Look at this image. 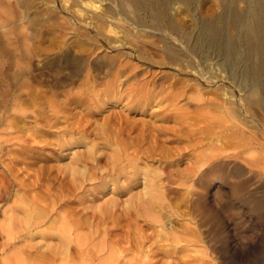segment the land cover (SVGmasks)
I'll return each instance as SVG.
<instances>
[{"label": "bare ground", "instance_id": "bare-ground-1", "mask_svg": "<svg viewBox=\"0 0 264 264\" xmlns=\"http://www.w3.org/2000/svg\"><path fill=\"white\" fill-rule=\"evenodd\" d=\"M64 1H66V4L72 3L67 2L68 0ZM94 1L99 2V4L101 3V5L103 2L108 1V7H104L103 13L102 11L99 12L101 13L100 15L95 17L88 15V17H85L83 23L89 27L93 24V26L98 28L95 38L98 39L100 46L116 52L111 60L108 59V61L106 60L107 62L101 63L95 68L97 71H102L104 68L109 73L112 71V80L109 82L107 80V83L104 85L105 89H102V92H104H101L103 98L100 97L101 95H91V87L88 84L90 82L91 86L92 82L89 81V77L95 78L96 76L91 75L90 69L85 64L77 61L78 65L75 66L76 71L74 73L81 75L85 72L84 77L87 81L84 84L86 88L79 94L74 93V95L66 97L67 99L63 104L50 106L48 112L44 110L36 112L35 122H44L46 129L42 128V126H35L31 130H28L29 133L27 134V119L29 117V114H27V67L24 64H20L19 61H14L13 63L4 61L5 63H0V65L3 64L0 66V76L2 74L3 81L6 80L4 82H8L7 85L4 83L6 88L0 90V127H4L3 129L6 131L5 133L0 128L4 132V135L1 133L2 138L0 137V163H3V157L8 158V162L4 163V168L0 172V200H5L9 195L11 190L9 177L13 176V172L18 164L23 163L27 159L32 160V162L40 160L43 158V150L53 144L57 149L61 150L67 147V143L70 145L79 143L88 144L87 136L89 134L91 136L93 130H90L91 133L88 134L86 133L88 130L86 123L82 125L80 122H70L68 107L71 104L81 106L85 103H91L94 99L100 104L105 101H111L110 103L115 105L117 102L121 103V101L126 100V108L124 112L119 111L113 117L110 115L109 117H112L110 119L107 117L106 125L112 122L117 124V129L110 131V135H107V133L102 137L104 141L102 143H105L103 146L107 147V145H110L113 147L111 151L100 154L98 150L93 149L91 146L87 150L77 153L72 159L71 164L66 167L65 172L67 173V177L70 176L65 178L67 179L66 182H63L61 185H63L62 190L66 191L67 195L74 193L78 188H82L81 185L85 183L84 181H88L87 184L105 188L110 183L113 185L114 182H117L120 176L125 179V183L122 182L124 185L121 183V185L116 184L118 185L117 187H111L114 190L113 195H127L135 187L141 175H144L143 179H145L151 173V169L147 168V162L160 161L164 162L166 166H172L176 161L178 163V159H181L183 156L188 155L194 159L191 165H187L183 169L171 170L170 173L172 175L163 177V174L160 175L161 173H159L157 177L154 175L155 178L148 179V190L146 192L129 194L127 203L130 206L127 205L125 207L117 201H112L109 207H107L106 213H102L104 217L98 216L101 221L105 216L111 217L113 214H116L117 209L123 213L122 216L124 214L126 216L135 214L136 217L140 216L144 218L145 224L149 228H152L155 223L161 224L164 218L181 216L175 211H168L169 203L166 205L164 203L166 196L162 180L166 178L170 180L173 176L176 177V181H179L181 189L191 181L197 187L207 189L214 184V177H228L229 179H233L230 181L231 190L237 196H241V193L248 187V181L241 178L251 172V167L249 169V167L245 166L248 165V160L245 159L246 157H243L244 151H238L237 149L240 148L242 150V147L247 149L251 145H257L261 149H264V125L259 123L258 119L257 122L254 121V116L250 114L249 108H246V105L251 106V103L255 100V96H260V98L258 97V102L261 109L264 110V0H222L221 12L213 17H208V19L205 17V19L202 17L196 18L194 12V16L191 17L182 15L186 9H191L193 2L197 0ZM239 1L245 3V8L242 11H238L235 6ZM73 2L74 5L72 3L71 9L72 6H75V0ZM85 3L87 4V2ZM69 4L65 7L67 8ZM177 4L179 8L180 5H184L185 9L181 10L179 14H176V12L172 13L173 6ZM71 15L73 16V14ZM73 18L75 19V17ZM70 19L69 21L72 25L69 24V26L72 27L73 24L74 26L75 24H79L78 21ZM188 21H191L195 25V30L189 31L190 29L187 27ZM95 22L97 23L96 25L94 24ZM105 25L107 29L103 30L102 26ZM62 27L64 28V26ZM77 30L76 33H78ZM232 30L234 34H231L233 33ZM22 41L24 40L22 39ZM24 44L27 45L28 43L24 41ZM30 47L32 48V46ZM20 48H23V46ZM88 50V48L83 47L79 51L84 54ZM2 51L3 53H8V50L7 52L6 50ZM12 51L15 50L13 49ZM31 51L33 52V50ZM19 53L21 54V52ZM88 53L90 54V52ZM129 57L136 59L147 67L161 68L167 72L145 70L144 73V70H135V67L130 65L127 62L128 60L126 61ZM126 73L127 76H124L123 74ZM122 75L125 78L122 80L120 88L116 83H118L117 81ZM139 76L140 78L138 79ZM99 78H101V75ZM129 79L131 81L134 79L136 85L132 82L128 83ZM188 91H192L189 94L190 96L187 95ZM239 93L241 94L240 96ZM181 98L186 100L184 104H180ZM185 105L193 107V109L189 110ZM154 106L159 108L154 110L152 108ZM151 108L154 111L149 113L151 116L149 122L143 120L134 121L128 117L130 113L142 114L148 112ZM155 122H159L160 124L155 125ZM102 126L104 127V125ZM77 130V134L80 133L78 140L73 139V137H70V139L63 138L71 133H75ZM15 133L23 134L17 136L18 134L16 135ZM96 134L98 136L97 132ZM94 136L96 137V135ZM38 137L43 138V140L37 141ZM212 137L213 139L210 144H213L215 140L219 142L223 141V143H215L212 147H209L210 145L206 147L207 143L205 139ZM49 138L54 139V143L52 140H48ZM11 141L13 142L11 143ZM9 142L10 144H16V146L11 148L4 146V144L6 145ZM171 143H187V146H182V148H171L169 146V148L167 145ZM230 149L237 152H228ZM56 151V149L53 150V153ZM175 156L178 158L173 159ZM243 161H245V165ZM141 163L146 166L147 170L140 167ZM40 169V171H44L42 173H45V171L49 172L53 170V167H44L42 165ZM152 174L154 173L152 172ZM57 177V175L54 176V178ZM80 177L82 179L86 178L80 180L82 183L79 182L78 184L77 180L79 181ZM141 183L145 184L146 182L143 180ZM30 188V185L27 184V191ZM187 192L189 193L185 196L191 195L188 201L193 213H196L199 218L198 229L196 227L193 230L189 228L182 231L188 238L176 237L171 233L172 231L164 234L160 233L156 236L135 233L133 237L129 238L127 236L131 246L125 248L121 246L123 237L119 238L118 235L116 236L118 237L117 240L114 238L115 241L109 240L110 243L107 245H104L105 241L104 244L102 243V246L100 244V250L97 251L108 252V257L106 256L105 260H102L100 264H121L124 261L123 254L125 252H133L134 247L140 253L142 250H139V248L145 242L151 243L148 246L149 250H147L149 253L153 252L155 254L156 251L161 250L166 255L171 253L180 255L178 264L202 263L203 259L201 256L204 253L196 252L194 256L188 254V246L192 242L196 243L202 240L201 236L208 230L202 231L199 229L208 225L209 231L213 232L212 241L217 244L221 242L218 229H220L219 226L222 223V213L221 209L217 207V203L216 206H214L215 203L211 206L208 204L205 193ZM48 193L50 192L48 191ZM61 194L56 195L55 199L54 197L53 199L60 200ZM194 195L196 196L195 198H193ZM39 197L32 196L29 200V207L26 206L27 215L25 223L27 224V234L32 232L35 225L41 224L44 219L48 216L50 217L49 214L54 210V205L43 204L45 198L41 200L42 197H40L41 199ZM51 197L52 195L49 194V198L47 199L50 200L52 199ZM53 199L51 203L54 202ZM73 203H75L74 200L63 202V204L68 206ZM252 205L258 207L259 202H254ZM104 211L102 210V212ZM74 212V210L70 209L59 221L55 220L59 224L56 230L58 235H55L56 239L59 240L58 243H60L57 247L55 245V247H49V245V248H46L47 252L37 250L33 253L29 251L27 253L28 257H39L41 261H53L55 263L57 257L65 254L69 259L65 260L64 257L61 258L62 264H76L75 258L79 255V259L83 260V263L86 262L85 260L89 263L93 262L95 259L94 254L91 253L93 259L91 254L89 255L88 252L84 253L83 247H88V245H85L83 237L79 234V230L87 227L90 223L87 222L88 219L83 220V222L74 220L72 218L76 215V212ZM94 212L96 213V211ZM85 214L87 215L88 213ZM119 215L121 217V213ZM92 217L95 219L94 213ZM114 218H117V216H114ZM8 219L10 223L2 226L3 228L0 230L5 233L6 237H13L15 227L20 224L24 225L22 223L24 221L20 220L19 217L18 219L17 217L16 219H13V217H9ZM23 225L20 226L22 227ZM89 227L91 226L89 225ZM4 233H2L3 236ZM47 238L54 239L52 235H48ZM167 241L170 242L168 246L171 248H162L164 247V242ZM222 247L215 246L214 248L219 259V264H253V261L251 262L248 259L245 263H239L237 261L238 256L236 258V255L228 254L227 250L225 254ZM29 249L31 248L29 247ZM220 251L224 255L219 254ZM198 253L201 255L198 256ZM73 254L76 255L74 256L75 258H73ZM140 255V257L135 256L133 262H130L132 261L130 260L129 264L135 262L136 264H156L147 260L151 257H149V254L146 256ZM83 263L80 262L79 264Z\"/></svg>", "mask_w": 264, "mask_h": 264}, {"label": "rangeland", "instance_id": "rangeland-1", "mask_svg": "<svg viewBox=\"0 0 264 264\" xmlns=\"http://www.w3.org/2000/svg\"><path fill=\"white\" fill-rule=\"evenodd\" d=\"M73 1L68 0L67 2H72L74 5ZM197 1L198 3H196ZM197 1L193 2L192 8L186 9V11L182 13V15L186 17L187 16L191 17L194 16L195 14L196 18L205 17L206 19H208V17H213L221 12L222 0H197ZM30 2L31 0L29 1L0 0V63L4 61L8 63L19 61L20 64H24V66L26 65L27 67V74H26L27 96H28L27 114H29V117L27 119V128H28L27 134L29 133L28 130H31L35 126L38 127L42 126V128L44 127V129H46V127L44 126L45 125L44 122H40V121L35 122L36 112L40 110H44L48 112L50 106L63 104L67 99L66 97L70 95H74V93L79 94L84 90V88H86L84 84V82L87 81L86 78L84 77L85 72L81 75L74 73L76 71L75 66L78 65V62L85 64L90 69L91 75L96 76L95 78L89 77L90 79L89 81L92 82L90 86V82L88 81L89 82L88 85L89 87H91L90 88L91 95L94 96L95 94H97L99 96L101 95L100 97L103 98L102 93L104 92H102V89L103 90L105 89L104 85L107 83V80L108 82L112 80L111 79V77H113V75L111 74L112 71L109 73L106 68H104L102 71H97V69L95 68H97V65L107 62L108 59L111 60V58H113V56L116 53L115 51H111L110 49L100 46L98 39L95 38L96 37L95 33L96 31H98V28L93 26V24H91V26L89 27L83 23L85 17H88V15H90V17L92 16L95 17L101 14L99 13L100 11H102L103 13L104 7H108V3H109L108 1L103 2L101 5V3L99 4V2H95L94 0H83V1L75 0V6L74 7L72 6V9L70 8L72 3L70 4L68 3L69 4L68 6L69 9H68V7L67 8L65 7L68 4H66V1L64 0H32L31 2L32 4ZM85 2H87V4ZM76 3L78 4L76 5ZM235 6L238 11H242L245 8V3L243 1H239L236 3ZM173 8L171 12L172 13L176 12V14H179L181 10L185 9L184 5H180L179 8L178 4L176 6L174 5ZM67 9L70 11H68ZM71 14H73V16ZM70 17L72 18L70 19ZM73 17H75V19ZM69 19L72 21L74 20L78 21L79 24H75V26L73 24V26L71 27L69 26V24H71ZM63 20L64 22L66 21V23L68 24L64 23ZM80 23L82 24V26L83 25L84 26L82 27ZM57 24L59 25V27ZM94 24L96 25L97 23L95 22ZM62 26H64V28ZM102 27L104 28L103 30L107 29L106 25ZM187 27L190 29V30L188 29L189 31L195 30V25L191 21L187 22ZM76 30L78 33H76ZM79 33L82 34L80 35ZM231 34H234V31ZM22 39L25 41V43H28L29 45L24 44V41H22ZM21 45L23 46V48H20L22 47ZM30 46H32V48L34 49H32ZM83 47L88 48L89 49L88 52H90V54L88 52L82 54V52L79 50L80 49L82 50ZM27 48L29 49L27 50ZM1 49L6 50V52L8 50V53L10 52L12 53L8 55V53L7 54L3 53ZM13 49L16 52L12 51ZM24 49H26L28 53ZM31 50H33V52ZM19 52H21V54ZM23 53L24 54L26 53L25 54L26 56ZM80 57L82 60L80 59ZM129 58H127L126 61L128 60L127 62H129L130 65L134 66L135 70L141 69L144 70V73L145 70L146 71L150 70L153 72H159L160 70L162 72L166 71L161 68L147 67L146 65L139 63L136 59H131V58L129 59ZM0 73H1V69H0ZM100 75L101 78H99ZM103 75L105 76L102 77ZM123 75L127 76V73ZM123 75H122L123 78L119 77L117 81L118 83H116L120 88L122 86V80H124L125 78ZM0 77L2 78V79L0 78L1 79L0 82L2 81L0 83V90H1L6 88L5 86L8 84V82H4L6 80L3 81L2 74ZM139 78L140 76L138 77V79ZM131 82L134 85H136L134 79H132V81L131 79H129L128 83ZM191 92L188 91L187 95L191 94ZM240 95L241 94L239 93V96ZM258 97L260 98V96ZM258 97L257 96L254 97L255 100L251 103L252 107L246 105V108H249L250 114L254 116V121L257 122L259 120L258 122L264 125V110H262L260 107V104L258 102ZM182 99L183 98L180 99V104H184L186 102L185 99L183 100ZM110 102L111 101H105L104 103L100 104L98 101L94 99L92 100L91 103H85L81 106L77 104H71L68 107L70 122H74V121L76 123L80 122V124L82 125L83 124L85 125L86 123V125L88 126V130L86 133L88 134L91 133L90 130H93L91 136L90 134L87 136L88 144L79 143V144L70 145L69 143H67L66 145L67 147H64L62 150L57 149L56 146L53 144L43 150L42 152L43 158H41L40 160L33 161L34 162L33 163L32 160L27 159L28 161L25 160L23 163L17 165V168L13 172L14 177L13 176L9 177V181H10L9 183H11L10 193L5 200L4 199L0 200V229L3 228L2 226H5L10 223V220L8 219L9 217L11 218L13 217V219L14 218L16 219V217L18 219L19 217L20 220L24 221L22 223H24L25 226L23 224H20L23 225L22 227L20 225L16 226L14 229L15 231H13L14 232L13 237L12 236L6 237L5 233L0 230L1 231L0 232V264H60L62 261L61 258L64 257L65 260H68L69 257L65 256V254L64 255L62 254V256H59L55 259V263L53 261L47 262L44 260L43 262L39 257L29 258L27 253L29 251L35 253V251L37 250L42 252H47L46 248L49 245H50L49 247H55V246L57 247L60 244L58 243L59 240L56 239V236L58 235L56 230L59 224L56 223L55 220L59 221L62 216H65L66 213L70 211V209L76 212V215L72 217L74 220H79L83 222V220L88 219L87 222L90 223L89 225L91 227H89L88 225L87 227L81 228L79 230V234L81 235V237H83V241L84 243H86L85 245H88V247L86 246L83 247L84 253L86 254V252H88L89 255L93 253L94 258L96 259L95 260L91 254L92 258L94 259L93 262L89 263L87 262V260H85L86 262L84 261L85 263H83V260L81 261L79 259L80 256L78 254H77L78 257L73 254V258H75L74 256H76L75 258L76 264L77 263L79 264L80 262L83 264H100L102 260H105L106 256L108 257V252L97 251L100 250V244L102 246L105 241L104 245H107L108 243H110L111 240L112 241L117 240L118 237L119 238L123 237L122 239L124 241L121 239L122 243L121 241L120 243L121 246L125 248H129L131 246L127 236H129V238L133 237L135 233L152 234L153 236H156L160 233L164 234L168 231H172L171 233L176 237H181V238L187 237L182 233L184 229L190 228L193 230L196 229V227L197 229L199 227L198 226L199 218L197 217L196 213H193L190 206V202L188 201L189 198H191V195H189L188 197L185 196L187 193H189L187 191L203 192L206 194V199L210 206L214 205V203H215L214 206H216V203L218 204L217 207L221 209V213H222V223L221 226H219L220 229H218L219 230L218 232L220 234L219 236L221 238V242H223L225 245L224 246L223 243L221 242H218V244L213 242L212 241L213 232L209 231V225L203 226L199 230L202 231L208 230L209 232L206 231L204 235L201 236L202 240L200 242H196V243L192 242L188 246V251H187L188 254L194 256L196 252H200L201 254L206 253L205 255L203 254V256H201L203 259L202 262L203 264H219V259L218 256L216 255L217 254L216 251H214V248L215 246L216 247L223 246L222 249L224 250L225 254L228 251V254L236 255V258L239 257L237 259L239 263H245V261H247L248 259L251 262L253 261L252 262L253 264H264V152H262L264 151V149H261L257 145H251L250 147H247V149H245L244 147H242V150H240V148L237 149L238 151H244L243 157L244 158L246 157L245 159L248 160L247 163L248 165H245L246 164L245 161H243V163L246 167H249V169L251 167L250 173H252V174L248 173L241 178L245 181L246 180L248 181V187L241 193V196H237L234 193V191L231 190L230 181H232L233 179H229L228 177H224L221 175H219L221 176L219 178L214 177L213 179L214 184H212L207 189H201L197 187L192 181L185 186L186 188L183 187V189H181L182 187H179L180 186L179 181H176L177 179L175 176H173L172 179L170 178V180L167 178L163 179L162 181L165 187L164 190L166 196L165 197L166 201L164 203L165 205L169 203L168 204L169 208L167 210L171 212L175 211L181 216L179 217L171 216L169 218H164L162 219L163 221H161V224L155 223L152 228H149L145 224L144 218L140 216L136 217L135 214H132L130 216L129 215L126 216V214H124V216H122L123 213L117 208H115L117 209L116 210L117 212L116 214L112 215L113 217L105 216V218L101 221L100 218H98V216L104 217L102 215L106 213L108 209L107 207H109L112 201H117L120 205L127 207V205H129L127 203L129 199V194L146 192L148 190L147 182L152 177L153 178H155V176L157 177L159 173H161L160 175L163 174L162 175L163 177H167L169 175H172L170 173L171 170L183 169L187 165H191V162L194 161V159L191 158V156L188 155L183 156L181 159H178V163L176 161L172 166H166L164 162H160V161L147 162L146 163L147 168L151 169V173L149 174V176H146L145 179H143L144 175H141L135 187L127 195L126 194L121 196L113 195L114 190L111 189V187L113 188V186L117 187L119 184L121 185L122 182L125 183V179L121 176H120L121 178L120 177L118 178L117 182H114L113 185H111L112 183H110L105 188L96 187L95 185L87 184L88 181H84L85 183L81 185L82 188H78L77 191H75L72 194L67 195V192L62 190L63 185L61 184L63 182H66L67 179L65 178H68L70 176L69 175L67 177V173L65 172L66 171L65 169L67 166H69V164H71L72 159L74 158V156L77 155V153H80L81 151H85L91 146L93 149L98 150L100 154H104L105 152L108 153L109 151H111V148H113L110 145L104 147L103 144L105 143H102L104 142L102 140L103 136H105L107 133H108L107 135H110V131L117 129V124L113 122L106 125L108 119L107 117H109L110 115L113 117L115 113H118L119 111L124 112L126 108L125 103L127 101L123 100L121 101V103L117 102L116 105L111 104ZM185 107H187V105H185ZM152 108L156 110L159 107L154 106ZM152 108L149 109L148 112H144L142 114L130 113L128 117L130 118V120H134V121L143 120L149 122L151 120V116L149 113L151 111H154ZM187 108H189V110L193 109V107H187ZM112 117H109V119ZM154 124L159 125L160 123L155 122ZM102 125H104V127ZM0 128L3 129L4 127L3 128L0 127ZM98 130L101 132H99ZM4 132L6 133V131ZM4 132H2V130L0 131V137L4 135ZM96 132L98 133V136ZM104 132L105 134H103ZM1 133L3 134L1 135ZM77 133L78 130L75 133H71L70 135H67L63 138L70 139V137H73V139L78 140L80 133L79 134ZM15 134L17 135L18 133ZM21 134L23 133H19L17 136ZM94 135H96V137ZM212 139L213 137L205 139V142L207 143L206 147H208L209 145H210L209 147H212L214 146L213 144L215 143L216 144L223 143V141L219 142L215 140L213 144H210ZM36 140L37 141L43 140V138L38 137ZM48 140H52V142L54 143V139L49 138ZM12 142L13 141H11V143ZM8 144H10V142ZM8 144L6 143V145L4 144V146L7 147L9 146L10 148L16 146V144L14 143L10 145ZM167 146L168 147L170 146L171 148H175V147L182 148V146L186 147L187 143H171L168 144ZM55 149L57 151L53 153V150ZM230 151L237 152V151H232L231 149L228 152ZM4 158L5 157L2 158L3 163H0V172H2L4 168V163L6 164L8 162V158L5 159ZM176 158L178 157L177 156L173 157V159ZM42 165L44 167L46 166L53 167V170L49 172L45 171V173H42L44 172V171H40L41 170L40 167H42ZM140 167L143 168L144 170H147L146 166L143 163L140 164ZM152 172L154 174H152ZM54 174L57 175L58 177L54 178L55 176ZM53 178L55 179V181ZM85 178L82 179L80 177L79 181L77 180V183L79 184V182H81L80 180H84ZM143 180L146 182L145 184L141 183ZM123 183L122 185H124ZM27 184L30 185L31 187L30 189H28V191H27ZM48 191L50 193H48ZM49 194L52 195L51 197L52 199L53 197L55 199L56 195L58 196V194H61L60 196L61 201L59 199L57 200L53 199L54 202L51 203L52 199L50 200L47 199L49 198ZM32 196H36V197L40 196L42 197V199L39 197L41 200L45 198L44 200L45 202H43V204L46 203V204H50L51 206L54 205L53 207L54 210L52 211L51 214H49L50 215V217L48 216L49 218L47 217L46 219H44V221L41 224L35 225L32 232L27 234V224L25 223V218L27 215L26 206H28L29 200L31 199ZM195 197L196 196L194 195L193 198ZM66 200H74L75 203L70 204L68 206L66 204H63V202ZM252 201L259 202L258 207H254L252 205L254 202ZM66 210L67 212H65ZM93 210L96 211V213ZM102 210L105 211L102 212ZM155 212H157V210H155ZM85 213H88L89 215L88 214L86 215ZM93 213L95 214V219L94 217H92ZM120 213H121V217L119 215ZM114 216H117V218H114ZM119 217L120 219H118ZM2 233H4V236ZM48 235H52L54 239L51 240L47 238ZM164 243H165L164 247L162 248L169 249L170 246L168 245L170 244V242L167 241ZM225 243H227L228 245ZM150 244H151L150 242H145V244L141 246L143 248L141 247L139 248V250H142L140 251V253H138L139 252L137 251L138 249L136 248L135 250L134 247H133L134 249L133 252L132 251L125 252L123 254L124 261H122L121 264H129L130 260H132L130 262H133V258L135 256L140 257L141 256L140 254L145 256L149 254V257L150 256L151 257L147 260H150L151 262L156 264H178L180 255L175 253L166 255L161 250L156 251L155 254L153 252L149 253L147 252V250H149L148 246ZM29 247L31 249H29ZM222 249L220 250L223 251ZM221 251L219 252V254L221 253ZM200 253H198V256L201 255ZM224 253L222 252L221 255H224ZM202 263L196 262V264H202ZM133 264H136V262Z\"/></svg>", "mask_w": 264, "mask_h": 264}]
</instances>
